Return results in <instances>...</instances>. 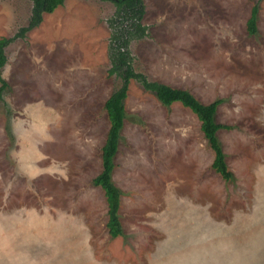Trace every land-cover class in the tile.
I'll return each mask as SVG.
<instances>
[{"label":"rangeland","instance_id":"obj_1","mask_svg":"<svg viewBox=\"0 0 264 264\" xmlns=\"http://www.w3.org/2000/svg\"><path fill=\"white\" fill-rule=\"evenodd\" d=\"M136 72L223 99L216 122L231 181L195 114L132 80L113 181L123 235L93 184L110 128L105 103L117 7L65 0L29 25L32 0H0V264H264V0H143ZM259 3L257 34L247 22Z\"/></svg>","mask_w":264,"mask_h":264},{"label":"trees","instance_id":"obj_2","mask_svg":"<svg viewBox=\"0 0 264 264\" xmlns=\"http://www.w3.org/2000/svg\"><path fill=\"white\" fill-rule=\"evenodd\" d=\"M32 1L34 5L29 25L21 29L19 36H24L28 31L38 27L43 20V14L53 13L59 6L63 5L65 0ZM112 1L117 7V14L116 18L110 21L113 35L110 41L111 68L109 74L120 78L121 85L105 103L110 128L102 147V171L93 179V184L103 190L108 203L106 225L108 233L112 238H118L123 235L119 216L122 193L113 181V173L126 118L125 100L132 80H137L145 90L154 93L164 106L170 107L179 102L184 108L196 115L200 121L201 130L214 152L212 169L226 182L233 179V173L228 168L226 155L217 133L221 129L230 130L232 128L216 122L217 110L223 103V99H217L210 104H203L188 90L151 81L146 75L135 71L129 45L131 40L142 39L146 36L148 28L142 23L145 16V5L143 0ZM258 14L259 3L253 7L247 22V30L251 35L257 34ZM11 41L12 39L7 38L0 39V100L3 92L8 88L2 71L7 62L5 48Z\"/></svg>","mask_w":264,"mask_h":264},{"label":"crops","instance_id":"obj_3","mask_svg":"<svg viewBox=\"0 0 264 264\" xmlns=\"http://www.w3.org/2000/svg\"><path fill=\"white\" fill-rule=\"evenodd\" d=\"M145 14H146V10H145ZM212 103V102H211ZM220 107V106H219ZM218 111V110H217ZM219 132V131H218ZM218 134V133H217ZM211 168H212V163H211ZM29 262H25V261H23V262H20V263H18V262H15V261H13V260H8L7 261V264H28Z\"/></svg>","mask_w":264,"mask_h":264}]
</instances>
